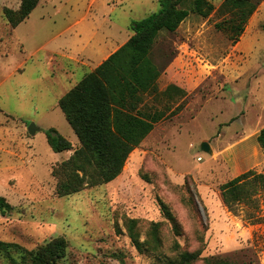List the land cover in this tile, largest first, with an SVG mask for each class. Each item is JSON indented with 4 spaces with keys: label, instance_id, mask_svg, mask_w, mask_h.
Returning a JSON list of instances; mask_svg holds the SVG:
<instances>
[{
    "label": "rangeland",
    "instance_id": "rangeland-1",
    "mask_svg": "<svg viewBox=\"0 0 264 264\" xmlns=\"http://www.w3.org/2000/svg\"><path fill=\"white\" fill-rule=\"evenodd\" d=\"M41 1L14 30L5 9L18 10L21 0H0V197L13 206L0 210V241L33 251L62 237L68 247L58 264H166L185 253L199 255L193 264L214 258L264 264V188L258 183L252 201L236 212L221 192L248 171L264 175L257 140L264 128V8L238 42L225 0H208L215 6L208 17L191 14L175 33H162L152 51L158 92L144 96V109L163 119L116 180L61 197L53 169L80 141L59 99L129 40L132 21L158 12L160 4ZM74 21H81L78 28L52 38ZM81 28L83 39H71ZM106 33L115 39L103 42ZM90 41L94 54L69 78L76 63L65 54ZM240 41L244 53L236 48ZM171 87L177 89L169 96ZM33 123L40 129L35 135L28 131ZM50 129L73 150L55 152ZM0 264L13 263L0 254Z\"/></svg>",
    "mask_w": 264,
    "mask_h": 264
},
{
    "label": "trees",
    "instance_id": "trees-1",
    "mask_svg": "<svg viewBox=\"0 0 264 264\" xmlns=\"http://www.w3.org/2000/svg\"><path fill=\"white\" fill-rule=\"evenodd\" d=\"M264 0H225L224 7L231 15L233 38L238 42L251 17ZM160 10L134 20L132 36L117 51L103 61L59 101L64 115L80 141V147L53 169L58 178L57 194L61 197L80 192L87 187L105 185L116 180L141 143L163 119L161 112H147L144 96L158 92L159 68L152 59V51L162 33H175L191 14L208 17L215 6L208 0H159ZM39 5V0H21L18 10L5 9V15L15 30ZM220 27V26H219ZM177 88L171 87L172 96ZM173 90V91H172ZM51 148L57 152L72 151V143L56 130L47 132ZM264 152V128L258 135ZM264 188V175L251 170L221 186L224 204L237 211L243 202H251L258 190ZM13 206L0 197V210ZM165 215L179 228L169 210ZM68 242L56 238L29 251L16 243L0 241V254L13 264H58L66 255ZM198 254L185 253L166 264H193ZM208 264H231L216 258Z\"/></svg>",
    "mask_w": 264,
    "mask_h": 264
},
{
    "label": "crops",
    "instance_id": "crops-1",
    "mask_svg": "<svg viewBox=\"0 0 264 264\" xmlns=\"http://www.w3.org/2000/svg\"><path fill=\"white\" fill-rule=\"evenodd\" d=\"M96 1L97 0H91V6H93L95 3H96ZM43 2L41 1V0H39V5L33 10V12L30 14V16L40 7V5L42 4ZM106 3H109V0H107L106 1ZM91 6H90V4H89V8H91ZM264 8V4L262 3L261 5H260V7L258 8V10H257V12H256V14L257 15H259L260 14V12H262V9ZM29 16V17H30ZM108 20H110V18H108ZM22 24V23H21ZM20 24V25H21ZM81 24V21H74V22H71V23H68V24H64V26H63V28H61V30L57 33V34H55L52 38L53 39H56V38H59V37H61V36H65V34H67V32L68 31H70V30H73V29H75V28H78V25H80ZM19 25V26H20ZM18 26V27H19ZM17 27V28H18ZM16 28V29H17ZM82 29L83 28H81V29H77L76 30V32H75V34H72L71 35V39H74V35L75 36H77V35H79V37L81 38V39H83V33H82ZM105 38H104V40H103V42H106V41H110V39L111 40H114L115 39V36H113V35H111L110 33H106L105 34V36H104ZM77 45V44H76ZM91 45V41L87 44V45H83V47H81L80 49H76V48H74V49H70V50H72V51H67V52H70V54H71V52H72V55H67V54H65V57L66 58H68V60H70L71 62H75L76 63V66L75 67H73L72 68V66H71V70H69V72L67 73L68 74V76H69V78H71L73 75H76V73L78 72V70L79 69H83V66H85L86 65V63L91 59V57H92V55L94 54V50L92 49V48H90L89 49V46ZM236 48H237V50H239V51H241V52H243V51H245V49H243L242 47H241V41L237 44V46H236ZM39 51V50H38ZM38 51H36L34 54H33V56H35V54L38 52ZM115 51H113L112 53H109L106 57H105V59H104V61L110 56V55H112L113 53H114ZM244 53V52H243ZM54 54H57V53H54ZM49 57V56H48ZM52 61L55 59V57L54 56H52V57H49ZM103 62V61H102ZM101 62V63H102ZM25 61H23L21 64H20V66H19V68L17 69L18 71H20L22 68H23V66L25 65ZM260 63H261V61H260ZM97 68V67H96ZM263 69L261 68V69H259V71L261 72ZM71 72V73H70ZM92 72V71H91ZM261 73H263L264 74V70L261 72ZM88 74V73H87ZM245 74V72H243L242 73V75L241 76H243ZM86 75V74H85ZM84 75V76H85ZM241 76H238V79L241 77ZM84 78V77H83ZM79 83V82H78ZM77 83V84H78ZM76 84V85H77ZM75 85V86H76ZM74 86V87H75ZM73 87V88H74ZM72 89V88H71ZM70 89V90H71ZM69 90V91H70ZM68 91V92H69ZM67 92V93H68ZM66 93V94H67ZM59 101H60V99H59ZM59 101H58V104H59Z\"/></svg>",
    "mask_w": 264,
    "mask_h": 264
},
{
    "label": "water",
    "instance_id": "water-1",
    "mask_svg": "<svg viewBox=\"0 0 264 264\" xmlns=\"http://www.w3.org/2000/svg\"><path fill=\"white\" fill-rule=\"evenodd\" d=\"M40 129L33 123L31 124V126L29 127L28 131L31 135H35ZM203 149L205 151H209V145L207 143L203 144Z\"/></svg>",
    "mask_w": 264,
    "mask_h": 264
}]
</instances>
